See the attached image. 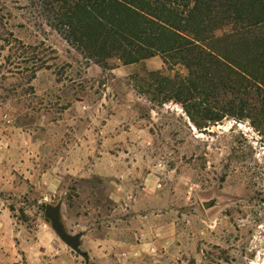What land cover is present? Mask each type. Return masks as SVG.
Segmentation results:
<instances>
[{"label":"rangeland","instance_id":"374dc122","mask_svg":"<svg viewBox=\"0 0 264 264\" xmlns=\"http://www.w3.org/2000/svg\"><path fill=\"white\" fill-rule=\"evenodd\" d=\"M49 19L37 0H0V264H264V95L212 64L200 107L235 114L196 127L135 86L168 90L151 74L183 67L157 54L102 69ZM210 47L237 63L250 52Z\"/></svg>","mask_w":264,"mask_h":264},{"label":"trees","instance_id":"16d2710c","mask_svg":"<svg viewBox=\"0 0 264 264\" xmlns=\"http://www.w3.org/2000/svg\"><path fill=\"white\" fill-rule=\"evenodd\" d=\"M37 1L50 17L48 24L102 69L110 68L111 59L129 65L157 54L164 56L166 64L172 61L171 66L183 67L186 73L178 72L170 81L151 74L166 81L168 90L161 83L140 80L135 86L142 93L152 88L155 103H180L196 127L235 114L200 107L209 92L205 85L215 77L212 64L225 71L221 78L233 77L235 89L264 95V0ZM217 30L222 32L218 38L214 37ZM233 38L250 48L245 62L231 61L210 47ZM196 115L203 123L195 122Z\"/></svg>","mask_w":264,"mask_h":264},{"label":"water","instance_id":"95a60500","mask_svg":"<svg viewBox=\"0 0 264 264\" xmlns=\"http://www.w3.org/2000/svg\"><path fill=\"white\" fill-rule=\"evenodd\" d=\"M207 207V205H204ZM44 216L49 220L52 229L57 234V236L67 245H69L74 251L78 250L79 247V238L80 235H68L64 229L62 224L60 223L59 218V207H53L50 205L45 206L44 208Z\"/></svg>","mask_w":264,"mask_h":264}]
</instances>
